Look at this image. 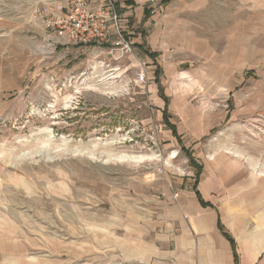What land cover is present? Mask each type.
Listing matches in <instances>:
<instances>
[{"label":"rangeland","instance_id":"374dc122","mask_svg":"<svg viewBox=\"0 0 264 264\" xmlns=\"http://www.w3.org/2000/svg\"><path fill=\"white\" fill-rule=\"evenodd\" d=\"M37 5L0 0V264H148L208 157L264 171V0L155 1L119 59L54 51Z\"/></svg>","mask_w":264,"mask_h":264},{"label":"crops","instance_id":"0c3cea01","mask_svg":"<svg viewBox=\"0 0 264 264\" xmlns=\"http://www.w3.org/2000/svg\"><path fill=\"white\" fill-rule=\"evenodd\" d=\"M155 1L163 0H119L132 42L143 53L145 24L151 19ZM88 48L92 47L73 49ZM92 49L95 52L97 48ZM6 50H0L2 65L16 59L10 51L6 56ZM227 152L240 156L238 152ZM234 157L207 158V166L200 168L191 190H183L178 196L170 226L172 236L166 231L157 233L153 245L145 242V263L264 264V171L253 172L248 158L242 157L244 162ZM145 221L148 225L147 215ZM153 224L161 225L158 221Z\"/></svg>","mask_w":264,"mask_h":264},{"label":"built area","instance_id":"2783aa9c","mask_svg":"<svg viewBox=\"0 0 264 264\" xmlns=\"http://www.w3.org/2000/svg\"><path fill=\"white\" fill-rule=\"evenodd\" d=\"M33 13L54 51L72 45L94 47L97 48L95 52L106 51L114 59L135 54L119 0H42ZM105 64L102 60H94L92 69ZM134 80L145 83L146 70L140 71Z\"/></svg>","mask_w":264,"mask_h":264},{"label":"bare ground","instance_id":"6f19581e","mask_svg":"<svg viewBox=\"0 0 264 264\" xmlns=\"http://www.w3.org/2000/svg\"><path fill=\"white\" fill-rule=\"evenodd\" d=\"M80 154V153H79ZM94 158H96L94 155H92ZM111 156H109L108 159H106L105 161H109V160H118V161H142L144 159L147 158V156L145 155H139V156H135V155H126V154H121L118 155L117 157L112 158Z\"/></svg>","mask_w":264,"mask_h":264},{"label":"trees","instance_id":"16d2710c","mask_svg":"<svg viewBox=\"0 0 264 264\" xmlns=\"http://www.w3.org/2000/svg\"><path fill=\"white\" fill-rule=\"evenodd\" d=\"M167 1L169 2V1H171V0H163V2H167Z\"/></svg>","mask_w":264,"mask_h":264}]
</instances>
